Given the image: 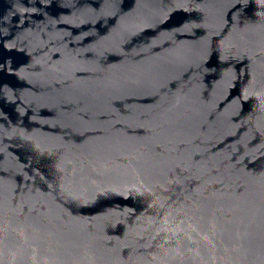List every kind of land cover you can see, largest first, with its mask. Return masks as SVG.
I'll list each match as a JSON object with an SVG mask.
<instances>
[{
    "label": "water",
    "instance_id": "obj_1",
    "mask_svg": "<svg viewBox=\"0 0 264 264\" xmlns=\"http://www.w3.org/2000/svg\"><path fill=\"white\" fill-rule=\"evenodd\" d=\"M0 264H264V0H0Z\"/></svg>",
    "mask_w": 264,
    "mask_h": 264
}]
</instances>
